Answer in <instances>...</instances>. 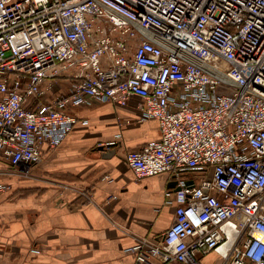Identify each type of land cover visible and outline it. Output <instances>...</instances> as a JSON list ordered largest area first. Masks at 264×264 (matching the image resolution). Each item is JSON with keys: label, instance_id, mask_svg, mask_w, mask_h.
<instances>
[{"label": "built area", "instance_id": "obj_1", "mask_svg": "<svg viewBox=\"0 0 264 264\" xmlns=\"http://www.w3.org/2000/svg\"><path fill=\"white\" fill-rule=\"evenodd\" d=\"M60 79L70 91L47 98ZM132 95L161 139L125 160L139 179L168 173L166 203L179 202L157 239L130 248L134 264L212 251L264 264V0H0V158L13 173L62 143L80 121L69 106Z\"/></svg>", "mask_w": 264, "mask_h": 264}, {"label": "crops", "instance_id": "obj_2", "mask_svg": "<svg viewBox=\"0 0 264 264\" xmlns=\"http://www.w3.org/2000/svg\"><path fill=\"white\" fill-rule=\"evenodd\" d=\"M72 83L58 80L47 98ZM142 103L132 95L126 104L69 106L80 121L60 145L44 147L27 173H13L0 158V183L11 185L0 196V264H134L130 248L172 224L179 202L166 203L169 174L139 179L125 160L129 150L161 139ZM200 260L223 263L214 251Z\"/></svg>", "mask_w": 264, "mask_h": 264}, {"label": "bare ground", "instance_id": "obj_3", "mask_svg": "<svg viewBox=\"0 0 264 264\" xmlns=\"http://www.w3.org/2000/svg\"><path fill=\"white\" fill-rule=\"evenodd\" d=\"M254 234H255V233H254ZM230 245H231V241H230L229 243L225 244V245H222V246L219 248V250H220L222 253L226 254V253L228 252L229 248H230Z\"/></svg>", "mask_w": 264, "mask_h": 264}, {"label": "water", "instance_id": "obj_4", "mask_svg": "<svg viewBox=\"0 0 264 264\" xmlns=\"http://www.w3.org/2000/svg\"><path fill=\"white\" fill-rule=\"evenodd\" d=\"M112 144H113V145H114V144L116 145V144H118V143L113 142ZM112 144H111V145H112Z\"/></svg>", "mask_w": 264, "mask_h": 264}, {"label": "rangeland", "instance_id": "obj_5", "mask_svg": "<svg viewBox=\"0 0 264 264\" xmlns=\"http://www.w3.org/2000/svg\"><path fill=\"white\" fill-rule=\"evenodd\" d=\"M201 174H202V175H204V174H205V172H202Z\"/></svg>", "mask_w": 264, "mask_h": 264}]
</instances>
